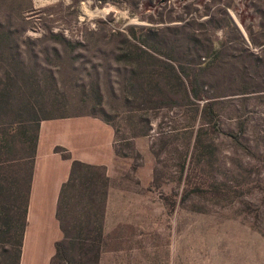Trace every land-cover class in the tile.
Returning <instances> with one entry per match:
<instances>
[{"label":"rangeland","instance_id":"rangeland-1","mask_svg":"<svg viewBox=\"0 0 264 264\" xmlns=\"http://www.w3.org/2000/svg\"><path fill=\"white\" fill-rule=\"evenodd\" d=\"M77 115L113 158L76 169L54 264H264V0H0V264L34 119Z\"/></svg>","mask_w":264,"mask_h":264},{"label":"crops","instance_id":"crops-1","mask_svg":"<svg viewBox=\"0 0 264 264\" xmlns=\"http://www.w3.org/2000/svg\"><path fill=\"white\" fill-rule=\"evenodd\" d=\"M112 133L111 127L102 120L86 115L43 119L39 122L27 189L19 264L38 262L36 257L26 253L29 233L35 235L32 243L36 248L41 246L45 249L43 264H49L54 254V242L62 236L55 216L56 201L59 188L67 179L71 161L107 167L113 158ZM54 134L58 136L56 140L52 138ZM55 147L65 148L70 160L59 158L54 152ZM54 160L61 165L58 173L50 168Z\"/></svg>","mask_w":264,"mask_h":264},{"label":"trees","instance_id":"trees-1","mask_svg":"<svg viewBox=\"0 0 264 264\" xmlns=\"http://www.w3.org/2000/svg\"><path fill=\"white\" fill-rule=\"evenodd\" d=\"M217 52V49H212V53ZM191 95L195 98V99H200V100H206V94H204L201 90V88L195 87L194 85L191 86ZM204 107L207 105V101H204ZM46 119V118H43ZM42 119V120H43ZM35 121V126H36V131L38 130V124L40 122V120L38 119H34ZM36 131L34 133V137H33V148L32 150L34 151V148L36 147ZM55 152H59L60 154L63 155H68L67 151L65 150V148L63 147H56L54 149ZM84 167V168H90V167H95L96 165H89V164H84V162L78 161V160H72L71 161V166L69 167V171H68V176L67 179L63 182V184H61L60 188H59V193H58V199L56 201V210H55V216H56V220L58 222L59 228L62 232V236L60 237V239L56 240L54 242V254H52V256L50 257L49 260V264H54L55 261H57V259H60V254H62V242L63 240L65 241V232H64V228L61 225L60 222V210L62 207V201L64 198V193L66 192V189L73 183L74 179H75V173H76V169L79 167ZM30 172L28 173L27 176V183H26V200H27V189H28V183H29V179H30ZM26 200H24V208H23V212H24V217L22 218V222H21V235H23V230H24V226H25V218H26ZM20 235V240L17 243V252H15L14 256H13V264H19V257H20V253H21V247H22V237Z\"/></svg>","mask_w":264,"mask_h":264}]
</instances>
